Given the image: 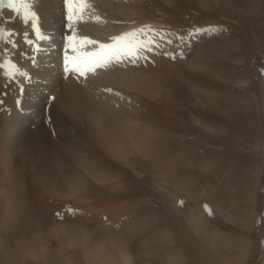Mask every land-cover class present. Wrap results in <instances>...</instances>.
<instances>
[{
	"label": "rangeland",
	"instance_id": "374dc122",
	"mask_svg": "<svg viewBox=\"0 0 264 264\" xmlns=\"http://www.w3.org/2000/svg\"><path fill=\"white\" fill-rule=\"evenodd\" d=\"M8 3L0 0V138L11 111H22L29 139L47 143L49 132L52 147L72 143L83 165L56 158L65 188L52 193L36 173L41 146L31 153L13 136L14 153L27 157L0 166V264H105L106 254L120 264L119 248L131 264H264V0H117L102 42L134 45L112 69L136 78L115 111L101 108L134 127L140 145L122 148L123 158L54 119L52 95L23 110L32 79L22 68L52 43L41 46L45 30ZM56 31L60 59L46 60L64 71L70 32ZM75 37L77 51L103 44ZM11 65L20 71L10 77Z\"/></svg>",
	"mask_w": 264,
	"mask_h": 264
},
{
	"label": "bare ground",
	"instance_id": "6f19581e",
	"mask_svg": "<svg viewBox=\"0 0 264 264\" xmlns=\"http://www.w3.org/2000/svg\"><path fill=\"white\" fill-rule=\"evenodd\" d=\"M15 1L17 7L20 8L19 15L22 19L30 22L31 26V19H25V17H27L30 12H35L37 28L45 30L39 39L40 45L43 46L45 43L46 45L52 43L49 47L46 46L44 51H41L39 48L36 57L38 63L36 62V64L32 66L26 63L24 69L22 68V73L29 74L31 72L30 78L32 79V81L28 82L29 88L25 90L27 93V103L24 104L25 109L23 110L28 111V109L33 107L35 102L33 97L38 98L42 95L43 97L40 98V100L47 104L50 101V99L48 101L49 95H52L51 98L53 99L52 101H54V119H59L58 122L60 123L66 121V125L70 128L69 131L72 130V133H77V131L80 130L79 128L85 129L90 136L101 144L107 145L113 151L118 152V156L122 158L125 157L122 148L124 150L130 146L138 148L140 143L136 139L132 124H127L126 120L121 118V116L118 117L113 115V112H109L110 110L115 111V105L124 100L125 92L132 88V82L135 81L136 78V74L128 76L127 72H120V70L115 71L112 69L113 65L118 64L119 61L121 62L124 59L125 55H128L126 52H122L119 58L109 56L103 63H97L90 69L84 66L82 68V75L77 71H73L71 64H69L71 67L68 71H61L58 69L54 59H51V61L46 60L48 56L58 57L60 43L57 35L61 31L56 30H58L59 25L66 26L67 24L72 37H75V35H81V37L92 36L98 43H103V39L111 35V27L109 24L113 22L112 20L115 15L118 14L116 5L117 0H81V2L71 4L67 13L65 12L64 3L59 4V6L57 4L55 7L54 0H28L27 3H24L23 0ZM222 5V3L219 4L220 7H222ZM74 9L76 10L77 18L75 20H66L65 16L72 15ZM113 11H115V15ZM53 29H55V31ZM70 29H74V31ZM98 46L99 45L92 48L91 45L85 47L79 44L78 47L79 49L81 47V51L83 52L91 53L95 50L99 51L101 48ZM71 47H68L69 50H71ZM81 51H69V57ZM62 54L63 52H61L59 56L63 57L65 60V54ZM63 64L62 66L65 69V62H63ZM32 68H37V70L33 71ZM106 104H109L110 110L104 112L102 108ZM21 112L15 114V111H11L8 115L9 117L4 120L0 138V166L4 167L5 163L14 153L12 144L13 136L16 134V136H19L17 141L27 142L29 144L28 148L31 153H33L38 146H41V151L37 153L38 155L36 156L38 162L35 163L36 166L34 165L41 184L52 193H55V188L63 192L65 187L58 183L55 173L53 172L56 164L55 159L59 157L69 158L74 161L75 164L82 166L83 161L81 157L75 154L74 145L72 143H57L55 147H52V137L49 132L43 133L47 143H45V141L44 143L38 142L40 140L37 141L34 136H31L32 140L29 139L31 135L30 125L32 124L24 121V112L20 114ZM35 113L37 114V111H35ZM34 122L36 121L34 120ZM202 126L208 130L212 129L209 125ZM76 127L78 129H76ZM14 154H19V157L27 155L26 153L22 155V151L19 149ZM86 170L96 181H106L102 175L92 172L97 170L90 169L88 166ZM71 193L72 192H69V194ZM99 252H102V247L95 248L92 255L94 256ZM117 253L120 264H131V259L124 250L119 248ZM101 258H103L105 264L112 262V257L108 254Z\"/></svg>",
	"mask_w": 264,
	"mask_h": 264
},
{
	"label": "snow or ice",
	"instance_id": "6c2138e0",
	"mask_svg": "<svg viewBox=\"0 0 264 264\" xmlns=\"http://www.w3.org/2000/svg\"><path fill=\"white\" fill-rule=\"evenodd\" d=\"M24 3H27L28 0H23ZM78 2H81V0H63L64 6H65V12L67 13L68 8L71 4H76ZM8 7L9 8H15L17 9V11H19V8L17 7L16 4L12 3V0H9L8 3ZM76 17V10H73L72 15H66L65 19L66 20H75ZM25 19H31L32 21V29L35 32L37 30V23H36V18H35V12H30L29 15L27 17H25ZM66 27H68V25L66 24ZM71 31H74V29H70ZM3 34V30H0V35ZM10 34V32H9ZM128 36H133L134 33H129L127 34ZM41 38V37H38ZM80 42L83 43L86 41V38H79ZM65 40L66 41H71L72 43V48L71 50H69L68 48V44H65V71H68V65L71 64L72 65V69L73 71H77L79 72L81 75L83 74L82 72V68L84 66H87L89 69L91 67H94L97 63H103L104 60L106 58H108L109 56H113L116 58H119L120 54L122 52H126L129 56H135L136 55V51H135V47L134 45L128 41V42H121L122 38L121 37H117V43L116 44H101L100 48L102 49L101 52H97V53H86V54H77V55H73L71 57H69V51H75L77 48V38L76 37H69V36H65ZM87 43H95L93 41H86ZM29 43H32L31 41H29ZM135 62V61H133ZM9 64L11 62H8ZM3 65H0V67H2ZM11 67L13 69H15V71L13 72H9L7 73V75L14 76L16 74V71H19V69H16L15 65H11ZM22 76H25L26 78V74L25 73H21Z\"/></svg>",
	"mask_w": 264,
	"mask_h": 264
}]
</instances>
